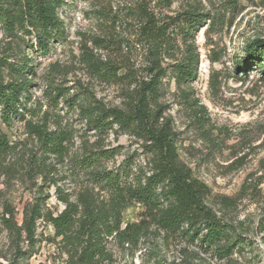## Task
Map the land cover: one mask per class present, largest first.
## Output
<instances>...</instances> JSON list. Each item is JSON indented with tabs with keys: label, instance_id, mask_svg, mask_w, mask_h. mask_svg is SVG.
I'll return each mask as SVG.
<instances>
[{
	"label": "rangeland",
	"instance_id": "rangeland-1",
	"mask_svg": "<svg viewBox=\"0 0 264 264\" xmlns=\"http://www.w3.org/2000/svg\"><path fill=\"white\" fill-rule=\"evenodd\" d=\"M142 7L159 18L191 7L211 15L196 36L197 79L180 90L174 81H167L161 102L178 134L181 158L210 188L207 204L233 227L231 252L221 258L197 239L168 236L151 227L135 246L110 239L108 264H264V70L238 67L249 49L264 41V0H173L169 7L160 0H65L59 10L65 33L53 41L47 56L30 48L36 43L31 36L23 35L25 42L11 38L0 25V58L21 57L24 51L32 66L31 86L23 97L24 119L7 121L0 112V132L14 148L0 159V264H75L55 239L51 224L39 221L34 247L4 226L7 209L15 212L21 225L25 207L40 197L50 196L45 212L57 215L65 208L55 186L29 174L28 159L40 151L27 122L73 132L70 156L64 161L49 157V162L55 165L53 178L74 200L82 185L74 158L84 143L97 140L80 117L81 92L89 91L111 108L127 104L128 87L96 77L86 57L122 67L121 74L126 68L142 72L148 63ZM5 78L12 76L5 72ZM101 143L121 148L115 161L107 163L110 169L128 158L136 166L145 163L142 143L134 137L109 132ZM143 212L134 204L124 214L123 227L141 221Z\"/></svg>",
	"mask_w": 264,
	"mask_h": 264
},
{
	"label": "trees",
	"instance_id": "trees-1",
	"mask_svg": "<svg viewBox=\"0 0 264 264\" xmlns=\"http://www.w3.org/2000/svg\"><path fill=\"white\" fill-rule=\"evenodd\" d=\"M65 0H0V25L11 38L23 42V35L31 36L32 50L47 56L53 41L65 33L59 10ZM167 7L173 0H160ZM142 35L148 44V63L142 72L86 57L96 77L105 82L128 87L126 108H111L89 91L81 92L77 101L80 117L97 140L84 143L80 156L74 158L80 167L82 185L67 194L53 178L54 166L49 157L64 161L70 156L73 132L57 126L51 130L46 124L27 122L29 133L37 139L39 155L31 154L29 174L41 176L45 184L55 186L57 199L65 208L54 215L46 210L49 195L26 206L23 222L15 212L7 209L4 226L25 238L31 247L39 221L51 224L55 239L75 264H108L107 248L110 239L123 246H135L151 227L168 236L197 239L207 248L215 249L221 258L229 256L233 227L225 223L207 204L210 188L194 175L179 153L178 134L172 120L165 117L161 100L167 93V81H174L180 90L193 83L199 74L200 52L197 33L211 20L194 7L159 18L142 7ZM21 36H18L20 35ZM20 55L0 58V112L5 120L23 118L27 111L23 97L31 82V57ZM28 53V52H27ZM171 63H166V61ZM264 70V41L251 47L247 56L238 62L240 70L252 67ZM5 72L12 76L6 80ZM61 94V92H60ZM203 109V108H200ZM109 132H121L142 143L145 163L136 166L132 158L110 169L121 148H106L103 139ZM6 135L0 132V159L13 150ZM134 204L144 208L141 221L124 226V214Z\"/></svg>",
	"mask_w": 264,
	"mask_h": 264
}]
</instances>
